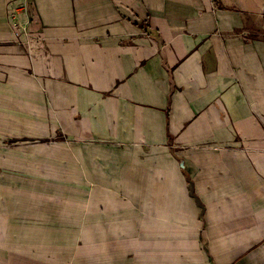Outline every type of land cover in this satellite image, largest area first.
<instances>
[{
	"label": "crops",
	"instance_id": "1",
	"mask_svg": "<svg viewBox=\"0 0 264 264\" xmlns=\"http://www.w3.org/2000/svg\"><path fill=\"white\" fill-rule=\"evenodd\" d=\"M0 85L126 264H264V0H0Z\"/></svg>",
	"mask_w": 264,
	"mask_h": 264
},
{
	"label": "rangeland",
	"instance_id": "2",
	"mask_svg": "<svg viewBox=\"0 0 264 264\" xmlns=\"http://www.w3.org/2000/svg\"><path fill=\"white\" fill-rule=\"evenodd\" d=\"M7 90L0 85V135H15L25 112L31 120L36 113L18 109L33 94ZM58 138L0 141L8 150L0 152V264H126L130 253L117 250L130 243L131 224L69 186L74 173Z\"/></svg>",
	"mask_w": 264,
	"mask_h": 264
},
{
	"label": "built area",
	"instance_id": "3",
	"mask_svg": "<svg viewBox=\"0 0 264 264\" xmlns=\"http://www.w3.org/2000/svg\"><path fill=\"white\" fill-rule=\"evenodd\" d=\"M10 12H11V15H12L13 11H10Z\"/></svg>",
	"mask_w": 264,
	"mask_h": 264
}]
</instances>
